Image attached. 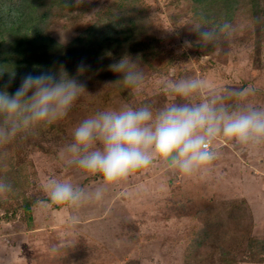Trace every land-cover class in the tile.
Wrapping results in <instances>:
<instances>
[{
    "label": "rangeland",
    "instance_id": "1",
    "mask_svg": "<svg viewBox=\"0 0 264 264\" xmlns=\"http://www.w3.org/2000/svg\"><path fill=\"white\" fill-rule=\"evenodd\" d=\"M29 1L0 0V6L27 7ZM37 2L40 13L57 3L39 25L62 48L52 46L43 60L77 77L88 93L65 118L0 146V178L13 187L0 197V264H264V147L239 150L218 140L207 174L185 178L156 161L109 188L102 202L75 211L48 201L42 188L49 175L89 191L99 186V177H83L60 158L73 129L97 111L124 104L159 108L168 100L161 92L165 79L198 76L212 89L251 86L256 92L248 102L264 106V0H239L235 15L213 13L211 20L197 13L193 0ZM119 14L135 24L130 50L112 48L102 58L66 52L78 51L75 42L94 24ZM225 21L232 35L215 45L204 47L192 31L195 23ZM124 56L145 74L140 94L110 70ZM81 64L87 71L78 76Z\"/></svg>",
    "mask_w": 264,
    "mask_h": 264
},
{
    "label": "clouds",
    "instance_id": "2",
    "mask_svg": "<svg viewBox=\"0 0 264 264\" xmlns=\"http://www.w3.org/2000/svg\"><path fill=\"white\" fill-rule=\"evenodd\" d=\"M192 31L207 47L231 37L233 29L225 21L211 27L195 23ZM185 46L191 42L185 41ZM109 67L121 75L124 86L142 93L145 74L136 61L124 56ZM85 71L87 66L81 64L78 76ZM161 92L168 100L159 108L124 104L83 119L59 155L83 177H99L100 184L89 191L71 179L49 175L42 184L48 201L74 211L102 202L109 188L156 161L185 178L207 174L221 139L239 150L264 147V106L247 99L255 95V88L212 89L204 79L190 76L163 80ZM84 93L86 85L62 67L26 75L14 94L0 90V146L65 118ZM12 192L11 183L0 178V197ZM76 220L73 216V223Z\"/></svg>",
    "mask_w": 264,
    "mask_h": 264
},
{
    "label": "trees",
    "instance_id": "3",
    "mask_svg": "<svg viewBox=\"0 0 264 264\" xmlns=\"http://www.w3.org/2000/svg\"><path fill=\"white\" fill-rule=\"evenodd\" d=\"M32 1L28 2L29 7L21 3V6L14 8L10 6L13 2H7L9 6H0V90H7L9 94L15 93L26 75H39L51 70L52 60L44 61L43 55L50 52L52 46L61 48L55 40L43 34L42 26L39 25L49 18L57 3L48 4L44 12L40 13L37 0ZM239 3V0H193L197 13H200L204 20H211L210 15L213 13L216 17L218 13L220 16L235 15ZM127 17L114 15L94 24L75 42L79 50L68 48L66 52H70L74 57L95 54L96 58H102L107 56L112 48L130 50V43L135 40V24L131 21V24L127 25ZM56 57L58 56H53L54 62L57 63ZM30 207V204L25 206L27 210H30Z\"/></svg>",
    "mask_w": 264,
    "mask_h": 264
}]
</instances>
